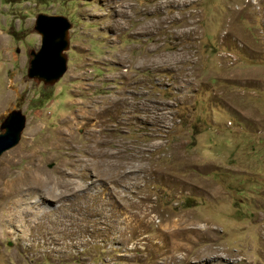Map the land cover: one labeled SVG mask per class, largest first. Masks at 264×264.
I'll list each match as a JSON object with an SVG mask.
<instances>
[{"label": "rangeland", "instance_id": "obj_1", "mask_svg": "<svg viewBox=\"0 0 264 264\" xmlns=\"http://www.w3.org/2000/svg\"><path fill=\"white\" fill-rule=\"evenodd\" d=\"M39 15L71 24L54 85ZM12 116L0 264H264V0H0Z\"/></svg>", "mask_w": 264, "mask_h": 264}, {"label": "water", "instance_id": "obj_2", "mask_svg": "<svg viewBox=\"0 0 264 264\" xmlns=\"http://www.w3.org/2000/svg\"><path fill=\"white\" fill-rule=\"evenodd\" d=\"M35 29L42 38V44L38 53H31L34 58L30 62L28 77L37 79L44 85H54L67 71L65 52L70 47L71 24L62 16L39 15ZM13 117L6 133L0 135V156L18 142L17 124L19 125L20 119Z\"/></svg>", "mask_w": 264, "mask_h": 264}, {"label": "bare ground", "instance_id": "obj_3", "mask_svg": "<svg viewBox=\"0 0 264 264\" xmlns=\"http://www.w3.org/2000/svg\"><path fill=\"white\" fill-rule=\"evenodd\" d=\"M31 173H32V164H30L24 171H23V174H22V176H20V177H16V176H13V178H11V182L10 183H17V182H20V181H22V182H28V181H32V175H31ZM21 182V183H22ZM2 183V182H1ZM1 183H0V186H1ZM4 184V183H3ZM2 184V185H3ZM32 185V184H31ZM8 186H9V184H8ZM10 187V186H9ZM2 188V187H1ZM8 189V188H7ZM3 190H4V188H3ZM9 190V189H8ZM7 190V191H8ZM14 190V189H13ZM2 192V191H1ZM0 192V194H2ZM14 192V191H13ZM7 193H9V192H7ZM4 195V194H3ZM10 196V195H9ZM6 197V196H5Z\"/></svg>", "mask_w": 264, "mask_h": 264}]
</instances>
